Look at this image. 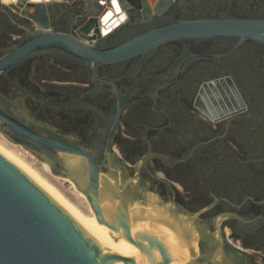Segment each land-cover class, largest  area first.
I'll list each match as a JSON object with an SVG mask.
<instances>
[{
  "label": "flooded vegetation",
  "instance_id": "obj_1",
  "mask_svg": "<svg viewBox=\"0 0 264 264\" xmlns=\"http://www.w3.org/2000/svg\"><path fill=\"white\" fill-rule=\"evenodd\" d=\"M96 1L102 17L112 14L109 44L129 29L130 14L119 0ZM148 10L157 24L264 21V0H142V17ZM68 13L51 27L84 38L82 26L97 12L77 4ZM29 15L0 7V57L23 39L20 26L38 29ZM95 71L123 105L110 146L115 161L131 172L140 164L134 177L148 180L150 192L210 224L232 264H264V46L176 41ZM0 92L47 131L88 148L100 142L116 103L113 87L92 81L84 64L52 54L1 77ZM224 110L229 117H219ZM200 246L206 251L203 240Z\"/></svg>",
  "mask_w": 264,
  "mask_h": 264
},
{
  "label": "water",
  "instance_id": "obj_2",
  "mask_svg": "<svg viewBox=\"0 0 264 264\" xmlns=\"http://www.w3.org/2000/svg\"><path fill=\"white\" fill-rule=\"evenodd\" d=\"M130 14L129 29L109 44L103 43L106 23L96 0V15L85 22L79 38L58 31L50 21L66 15L76 0H14L0 7L20 13L27 9L32 25L20 26L21 41L0 57V78L26 61L62 55L85 65L94 82L113 87L116 103L108 129L94 148L51 133L35 123L19 106L0 92V133L50 165L57 176L70 179L88 200L96 219L112 234L101 239L86 229L23 168L0 151V264H232L210 224L186 213L184 207L155 198L133 172L117 163L110 146L123 111L118 92L109 80L96 74L102 65L145 56L176 41L238 38L264 46V21L195 19L157 24L151 12L142 17V0H119ZM154 3V2H153ZM86 10L84 5H80ZM68 13V14H69ZM144 21L146 24H144ZM142 26H147L142 29ZM217 96V91L214 90ZM231 112V110H230ZM229 112L219 117H229ZM145 186L148 191L142 190ZM170 197V195H168ZM218 228V222H215ZM201 240L206 251H202ZM146 255L138 259L135 248ZM247 260H249L246 257ZM249 263H253L250 260Z\"/></svg>",
  "mask_w": 264,
  "mask_h": 264
},
{
  "label": "bare ground",
  "instance_id": "obj_3",
  "mask_svg": "<svg viewBox=\"0 0 264 264\" xmlns=\"http://www.w3.org/2000/svg\"><path fill=\"white\" fill-rule=\"evenodd\" d=\"M5 3H11L14 0H2ZM34 1H49V0H34ZM117 13L120 12L118 4L115 3ZM112 14H109L105 19L106 26L104 27L105 31H112L113 23H110V19ZM115 21V20H114ZM0 151L18 164L21 168L25 170V172L38 184H40L57 202H59L74 218H76L86 229L92 232L94 235L101 239H112L113 236L109 230L104 229L101 224L98 223L94 212L91 207L89 208V214H84L79 208H77L73 203H71L68 199H66L54 186L50 185L44 178L41 177L39 173H37L34 169L29 166L23 159H21L18 155H16L13 151L7 149L3 144L0 143ZM43 166L47 171L50 172L51 167L47 163H43ZM71 183H73L71 181ZM76 187V185L73 183ZM77 188V187H76ZM78 189V188H77ZM81 196V195H80ZM83 196V195H82ZM86 199V197H84ZM155 198H157L155 196ZM87 200V199H86ZM135 254L138 259H141L146 254L140 250L139 248H135Z\"/></svg>",
  "mask_w": 264,
  "mask_h": 264
},
{
  "label": "rangeland",
  "instance_id": "obj_4",
  "mask_svg": "<svg viewBox=\"0 0 264 264\" xmlns=\"http://www.w3.org/2000/svg\"><path fill=\"white\" fill-rule=\"evenodd\" d=\"M92 10L93 7L91 5L87 6V11L90 12ZM0 143L3 144L7 149L13 151L26 163H28L32 169H34L37 173H39L42 178H44L50 185L54 186L66 199H68L71 203H73L84 214L88 215L90 213L89 212L90 204L88 200H86L84 198L85 196L73 185V183H71L70 179L55 175L52 172V169L50 170V172L47 171L43 166V163L46 162H42L38 157H36L30 151L26 150L24 147L10 142L1 133H0ZM141 188L144 191H148L145 186H142ZM153 194L156 197H159V194H156V192H153ZM248 259L252 262L250 258Z\"/></svg>",
  "mask_w": 264,
  "mask_h": 264
},
{
  "label": "crops",
  "instance_id": "obj_5",
  "mask_svg": "<svg viewBox=\"0 0 264 264\" xmlns=\"http://www.w3.org/2000/svg\"><path fill=\"white\" fill-rule=\"evenodd\" d=\"M77 1V3L78 4H80V5H84L86 8V10H84L85 12H88L87 11V6H89V5H91L92 7H93V10L92 11H90V12H92V13H94V12H96V4H95V2H82V1H88V0H76Z\"/></svg>",
  "mask_w": 264,
  "mask_h": 264
}]
</instances>
